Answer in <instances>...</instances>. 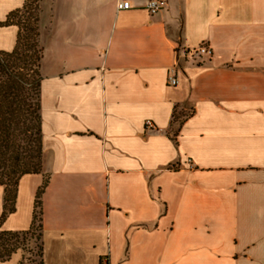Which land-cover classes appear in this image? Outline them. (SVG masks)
<instances>
[{
  "label": "crops",
  "instance_id": "0c3cea01",
  "mask_svg": "<svg viewBox=\"0 0 264 264\" xmlns=\"http://www.w3.org/2000/svg\"><path fill=\"white\" fill-rule=\"evenodd\" d=\"M129 1L46 0L42 166L0 230L30 228L47 179L44 264H264V0ZM18 32L0 24V50Z\"/></svg>",
  "mask_w": 264,
  "mask_h": 264
},
{
  "label": "trees",
  "instance_id": "16d2710c",
  "mask_svg": "<svg viewBox=\"0 0 264 264\" xmlns=\"http://www.w3.org/2000/svg\"><path fill=\"white\" fill-rule=\"evenodd\" d=\"M35 0L11 11L0 24H17L15 47L0 50V185L4 186L2 222L15 210L20 178L41 171V43L40 14ZM187 114L174 112L173 124H180ZM173 133L177 130L173 128ZM47 179L39 187L34 204L33 221L27 230H0V260L11 258L19 249L30 251L29 237L39 240L37 254L44 264L42 242L41 194ZM27 240V241H26ZM23 264V255L19 260Z\"/></svg>",
  "mask_w": 264,
  "mask_h": 264
},
{
  "label": "built area",
  "instance_id": "2783aa9c",
  "mask_svg": "<svg viewBox=\"0 0 264 264\" xmlns=\"http://www.w3.org/2000/svg\"><path fill=\"white\" fill-rule=\"evenodd\" d=\"M166 4H167V0H148L146 6H147V9L149 10V12L151 14H156L160 10H162ZM129 7H130V1L129 0H117V2H116L117 10L127 9ZM43 19L48 20V16L45 14L43 16ZM185 53H186V56L193 58L195 56L203 55V54L211 55L212 49L206 44H201L199 46L189 48ZM168 82L171 85H176L178 82L177 76L174 73L170 74L168 76ZM145 123H146L147 127H156L154 122L150 119L146 120ZM107 262H108L107 257L106 256L103 257V263H107Z\"/></svg>",
  "mask_w": 264,
  "mask_h": 264
},
{
  "label": "rangeland",
  "instance_id": "374dc122",
  "mask_svg": "<svg viewBox=\"0 0 264 264\" xmlns=\"http://www.w3.org/2000/svg\"><path fill=\"white\" fill-rule=\"evenodd\" d=\"M36 5H38V7H39L38 8V13L40 14V21H41L39 28H41L42 25L45 22H48L49 21V18H48V20H44L43 19V16L46 14L45 7L48 5V3L46 2V0H35V2L33 4V7L36 6ZM40 38L41 37H39V39ZM185 56H186V53H185ZM185 114H187V113H185ZM29 238H30L29 241L26 240L27 241V244L26 245L31 250L28 252L26 250L19 249L18 251L21 252V256L23 255V264H37L39 262V256L37 254V249H38L37 246L39 244V240L36 239L35 236L29 237Z\"/></svg>",
  "mask_w": 264,
  "mask_h": 264
}]
</instances>
